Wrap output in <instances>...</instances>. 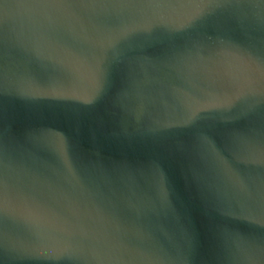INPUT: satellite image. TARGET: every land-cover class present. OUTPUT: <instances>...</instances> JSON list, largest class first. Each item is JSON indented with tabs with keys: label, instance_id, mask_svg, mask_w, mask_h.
Wrapping results in <instances>:
<instances>
[{
	"label": "water",
	"instance_id": "water-1",
	"mask_svg": "<svg viewBox=\"0 0 264 264\" xmlns=\"http://www.w3.org/2000/svg\"><path fill=\"white\" fill-rule=\"evenodd\" d=\"M0 264H264V0H0Z\"/></svg>",
	"mask_w": 264,
	"mask_h": 264
}]
</instances>
